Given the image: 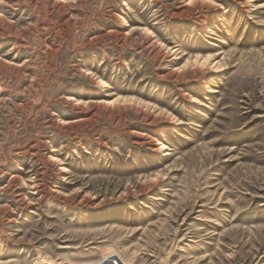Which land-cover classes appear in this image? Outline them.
I'll use <instances>...</instances> for the list:
<instances>
[{"label":"rangeland","instance_id":"obj_1","mask_svg":"<svg viewBox=\"0 0 264 264\" xmlns=\"http://www.w3.org/2000/svg\"><path fill=\"white\" fill-rule=\"evenodd\" d=\"M0 264H264V0H0Z\"/></svg>","mask_w":264,"mask_h":264},{"label":"bare ground","instance_id":"obj_2","mask_svg":"<svg viewBox=\"0 0 264 264\" xmlns=\"http://www.w3.org/2000/svg\"><path fill=\"white\" fill-rule=\"evenodd\" d=\"M210 92V91H209ZM68 101H74V98H69ZM85 113V112H84ZM163 149H166L165 147ZM167 155V154H166ZM21 196V195H19ZM25 206V205H24Z\"/></svg>","mask_w":264,"mask_h":264}]
</instances>
